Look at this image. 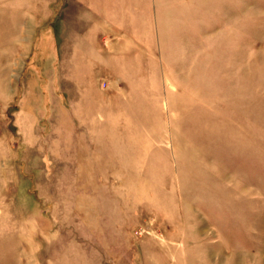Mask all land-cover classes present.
I'll return each instance as SVG.
<instances>
[{
    "label": "rangeland",
    "instance_id": "374dc122",
    "mask_svg": "<svg viewBox=\"0 0 264 264\" xmlns=\"http://www.w3.org/2000/svg\"><path fill=\"white\" fill-rule=\"evenodd\" d=\"M0 264H264V0H0Z\"/></svg>",
    "mask_w": 264,
    "mask_h": 264
}]
</instances>
